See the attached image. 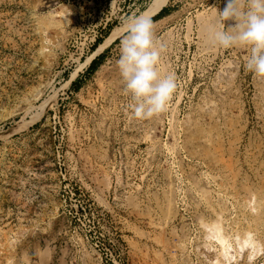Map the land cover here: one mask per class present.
Listing matches in <instances>:
<instances>
[{
    "label": "rangeland",
    "instance_id": "obj_1",
    "mask_svg": "<svg viewBox=\"0 0 264 264\" xmlns=\"http://www.w3.org/2000/svg\"><path fill=\"white\" fill-rule=\"evenodd\" d=\"M41 1L0 0V264H206L202 220L226 205L228 229L250 222L264 238V215L254 224L248 213L264 189V78L245 69L246 48L214 47L201 17L215 22L228 0H165L149 17L165 46L158 69L174 72L178 87L168 110L146 120L126 115L116 64L124 33L88 71V57L126 18L86 50L73 0H54L64 20L45 17Z\"/></svg>",
    "mask_w": 264,
    "mask_h": 264
},
{
    "label": "clouds",
    "instance_id": "obj_2",
    "mask_svg": "<svg viewBox=\"0 0 264 264\" xmlns=\"http://www.w3.org/2000/svg\"><path fill=\"white\" fill-rule=\"evenodd\" d=\"M215 9L216 21L207 28L214 47L248 50L244 67L264 78V0H228L223 11ZM235 21L225 27V21ZM116 61L130 97L126 106L129 120H146L168 110L177 90L175 73L161 75L158 65L165 46L154 34V24L145 15L127 17Z\"/></svg>",
    "mask_w": 264,
    "mask_h": 264
},
{
    "label": "bare ground",
    "instance_id": "obj_3",
    "mask_svg": "<svg viewBox=\"0 0 264 264\" xmlns=\"http://www.w3.org/2000/svg\"><path fill=\"white\" fill-rule=\"evenodd\" d=\"M165 2V0H152V2L148 5V7L147 8H145L143 11H141V13L139 14V15H145V16H147V17H151L152 15H154L156 12H157V10L161 7V5L163 4ZM54 4H56V2L54 1V0H42L41 1V7H48V10H46V12L45 13H43V15H45V17H47V18H49V19H53V18H55L56 16H61L62 18H63V20H64V17L67 15L65 12H64V10H66V8H64L63 7V9L61 10V11H58L57 10V6H53ZM69 8V7H68ZM204 10H206V9H204ZM68 11V10H67ZM66 11V12H67ZM213 13V12H212ZM138 15V16H139ZM198 15V14H197ZM67 17V16H66ZM201 17H203V21H204V26H206V28H208V26L210 25V24H212L213 22H211V19H210V17H208V16H201ZM62 21V20H61ZM65 22V21H64ZM119 26V25H118ZM201 31V30H200ZM205 31H206V29H205ZM205 31H204V33H205ZM124 33V26H121V27H118V28H114L112 31H111V33L110 34H108L107 36H106V38L103 40V42L102 43H100L99 45H98V47H97V49L95 50V52L92 54V55H90L89 57H88V59H87V62L89 63L90 61H91V59H92V57L96 54V53H98V52H100V51H102L107 45H109L116 37H119L120 35H122ZM204 36V35H203ZM209 38V37H208ZM202 41V40H201ZM208 41V40H207ZM44 48V47H43ZM48 100H49V98H48ZM47 99L46 100H44V102H42L40 105V107L39 108H42L43 110L42 111H44V109L46 108V106L48 105V101ZM50 101V100H49ZM209 111V110H208ZM260 111H262V110H260ZM207 112V111H206ZM217 112V111H216ZM209 113V112H208ZM212 114V113H211ZM213 114H214V112H213ZM33 116V115H32ZM40 116V113H38V114H35V118L36 117H39ZM214 116V115H213ZM211 118V117H210ZM198 122V121H197ZM199 123V122H198ZM197 123V126H195V123H194V126H195V128H197L198 127V124ZM213 124V123H212ZM192 125H193V123H192ZM200 125H201V123H200ZM204 125V124H203ZM186 126V125H185ZM191 126V125H190ZM205 126V125H204ZM207 126V125H206ZM187 127L189 128V125H187ZM187 127H184L185 129L187 128ZM193 126H191L190 128H192ZM200 127H202V126H199V130L201 129ZM213 127H215V126H213ZM261 127V126H260ZM187 128V129H188ZM189 128V129H190ZM194 128V129H195ZM193 130V129H192ZM191 130V131H192ZM204 129H202V131H203ZM196 131H198V130H196ZM201 130H200V132H202ZM205 131H206V129H205ZM207 131H209V130H207ZM206 131V132H207ZM194 132V131H193ZM199 132V131H198ZM197 132V133H198ZM218 132H220V131H218ZM208 133V132H207ZM195 134V133H194ZM194 134H192V136L194 135ZM258 134V133H257ZM148 135H150V134H148ZM197 135V134H196ZM199 135V134H198ZM215 135V134H214ZM186 136V135H185ZM211 136V135H210ZM190 138H192V137H190ZM207 138H208V136H207ZM206 138V139H207ZM211 138H214V137H211ZM188 140H193V138L192 139H189V138H187ZM209 139V138H208ZM216 140H217V138H216ZM218 141V140H217ZM216 141V142H217ZM189 143H191L190 141H188ZM195 142H196V139H195ZM200 142V141H199ZM206 142V141H205ZM212 142V141H211ZM221 142V141H220ZM186 143V142H185ZM202 143V142H201ZM218 143V142H217ZM192 144V143H191ZM203 144H204V142H203ZM213 144V143H212ZM214 145V144H213ZM212 145V146H213ZM188 146H190V145H188ZM219 145H217V147H218ZM171 148V147H170ZM190 149V148H189ZM208 149V148H207ZM206 149V150H207ZM211 149V148H210ZM212 149H213V147H212ZM212 149H211V151H212ZM214 149H215V147H214ZM221 149V148H220ZM192 150V149H191ZM199 150H201V149H199ZM219 150V149H218ZM192 151H194V150H192ZM214 151H216L217 152V150H214ZM222 151V150H221ZM177 152V151H176ZM188 152V151H187ZM202 152V151H201ZM193 153V152H192ZM197 153H198V151H197ZM196 153V154H197ZM200 153V152H199ZM207 153V152H206ZM210 153H212V152H210L209 151V154ZM218 153V152H217ZM249 153H250V151H249ZM256 153V152H255ZM203 154V153H202ZM222 154V153H221ZM191 155H193V154H191ZM206 155V154H205ZM210 155H213L214 156V153L213 154H210ZM224 155V154H223ZM246 155V154H245ZM250 155H253V154H250ZM196 156V155H195ZM207 156H209V155H207ZM201 157V156H200ZM215 157V156H214ZM214 157H212V159H214ZM252 157V156H251ZM189 158V157H188ZM194 158V157H193ZM202 158V157H201ZM204 158H205V156H204ZM220 158V157H219ZM248 158V157H247ZM221 159V158H220ZM226 159V158H225ZM230 159V158H229ZM205 160V159H204ZM215 160V159H214ZM224 160V159H223ZM246 160V159H245ZM252 160V159H251ZM194 161V160H193ZM207 161V160H206ZM205 161V162H206ZM210 161V160H209ZM220 161V160H219ZM237 162H238V160H236ZM247 161V160H246ZM222 162V161H221ZM227 162V161H226ZM226 162H225V166L227 167V165H226ZM224 163V162H223ZM183 164V163H182ZM198 164V163H197ZM201 164H202V162H201ZM209 164H210V162H209ZM234 164V163H233ZM196 165V164H195ZM219 165H220V163H219ZM235 165V164H234ZM257 165V164H256ZM213 166H215V165H213ZM197 167V166H196ZM220 167H222V166H220ZM232 167H233V165H232ZM210 168V167H209ZM223 168V167H222ZM225 168V167H224ZM228 168V167H227ZM226 168V169H227ZM239 168H242V167H240L239 166ZM213 169V168H212ZM229 169H230V167H229ZM206 170V169H205ZM217 170V169H216ZM216 170H214V171H216ZM219 170V169H218ZM204 171V170H203ZM207 171V170H206ZM211 171V170H210ZM227 171V170H226ZM201 172V171H200ZM207 172H209V171H207ZM224 172V171H223ZM231 172H233L232 171V169H231ZM234 172H235V170H234ZM233 172V173H234ZM206 173V172H205ZM213 173V172H212ZM226 173H228V171L226 172ZM230 173V172H229ZM236 173V172H235ZM192 174V173H191ZM208 174V173H207ZM219 174H221V173H219ZM248 174V173H247ZM260 174V173H259ZM222 175V174H221ZM195 176V175H194ZM203 176V175H202ZM207 176V175H206ZM218 175H216V177H217ZM226 176V175H225ZM234 176H236L235 174H234ZM242 176V175H241ZM259 176V175H258ZM197 177V176H196ZM222 177V176H221ZM250 177V176H249ZM256 177V176H255ZM194 178V177H193ZM217 178H219V177H217ZM247 178V177H246ZM171 179V178H170ZM198 179H200V178H198ZM198 179H197V181H198ZM212 179V178H211ZM224 180V179H223ZM242 180H244V179H242ZM246 180V179H245ZM201 181H202V179H201ZM252 181V180H251ZM200 182V181H199ZM205 182V181H204ZM211 182V181H210ZM243 182V181H242ZM244 182H246V181H244ZM206 183V182H205ZM208 183H209V181H208ZM213 183V182H212ZM215 183V182H214ZM253 183V182H252ZM202 184V183H201ZM229 184V183H228ZM203 185V184H202ZM247 185V184H246ZM170 186H171V184H170ZM197 186V185H196ZM198 186H199V184H198ZM204 186V185H203ZM221 186V185H220ZM169 187V186H168ZM167 187V188H168ZM224 187V186H223ZM236 187V186H235ZM238 187V186H237ZM253 187V186H252ZM188 188V187H187ZM205 188H207L206 186H205ZM220 188V187H219ZM226 188V185H225V187H224V189ZM169 189H173V188H169ZM168 189V190H169ZM194 189V188H193ZM208 189H209V187H208ZM214 189V188H213ZM232 189V188H231ZM247 189H249V188H247ZM261 189V188H260ZM230 189H228V191H229ZM259 190V189H258ZM163 191H165V190H163ZM194 191V190H193ZM223 191V190H222ZM233 191V190H232ZM166 192V191H165ZM169 192V191H168ZM167 192V193H168ZM174 192V191H173ZM191 192H192V190H191ZM195 192V191H194ZM248 192V191H247ZM249 192H252V191H250V189H249ZM254 192H256V191H254ZM164 193V192H163ZM163 193H162V195H163ZM203 193V191L200 193V194H202ZM230 193V192H229ZM165 194V193H164ZM193 194V193H192ZM217 194V193H216ZM251 194V193H250ZM250 194H249V196H250ZM157 195V194H156ZM194 195V194H193ZM197 195H199V194H197ZM196 195V196H197ZM215 195V194H214ZM226 195V194H225ZM184 196V195H183ZM229 196V195H228ZM239 196H241V195H239ZM223 197H224V195H223ZM162 198V197H161ZM205 198V197H204ZM212 198V197H211ZM156 199H158V198H156ZM222 199H224V198H222ZM237 200H238V198H236ZM160 200V199H159ZM175 200V199H174ZM201 200V199H200ZM199 200V201H200ZM202 200H207V199H202ZM201 200V201H202ZM208 200H209V198H208ZM207 200V201H208ZM211 200V199H210ZM234 200H235V198H234ZM243 200H244V197H243ZM240 201V202H247V200L248 199H246L245 201ZM198 201V202H199ZM204 201V202H205ZM223 201V200H222ZM222 201H220V202H222ZM226 202L228 201V199L227 200H225ZM161 202V201H160ZM203 202V203H204ZM213 202V201H212ZM233 202V201H232ZM206 203V202H205ZM223 203H224V201H223ZM239 202H237V204H238ZM200 204V203H199ZM220 204V203H219ZM227 204V203H226ZM225 204V205H226ZM240 204V203H239ZM241 204H243V203H241ZM248 204L250 205V212H248V213H250V214H252L253 215V217H251V219H253V223L254 224H257V223H259V222H261L262 221V216L264 215V189H261V191H260V193H258V194H256V193H252L251 194V197L249 198V200H248ZM164 206H162V204H161V206H162V214H164L165 215V218L167 219V218H169V219H171V218H173V216H175V208H174V206L175 205H173L172 204V197L171 196H168L167 197V199H166V203L165 204H163ZM214 205V204H213ZM224 204H223V206H225ZM246 205V204H245ZM160 205H158V207H159ZM197 206V205H196ZM203 206V205H202ZM210 206H211V204H210ZM227 206V205H226ZM226 206L225 207H221L220 208V210L218 211V210H215V213H216V215H217V218H215V219H212V220H210V221H203L202 219V224H203V226H202V228H204L205 229V238H206V240H204L205 242L202 244V246H197L198 247V249L200 250V252L198 251L197 253H201L202 254V257H204L205 258V261H206V264H242V261L245 259V261H246V264H252V263H254L255 261H256V259L259 257V256H261L262 254H264V238L263 237H261V236H259V235H257V232H254L253 231V229H252V223H250V222H248L247 223V225H239L237 228H232V226L231 225H229V226H231L229 229L227 228V226L228 225H226V222L224 221L225 220V218L223 217V214H224V210L226 209ZM237 206V205H236ZM242 206V205H241ZM248 206V205H247ZM176 207V206H175ZM214 207V206H213ZM243 207V206H242ZM215 208V207H214ZM235 208V207H234ZM248 208V207H247ZM204 209V208H203ZM228 209V208H227ZM150 210V209H149ZM200 210V209H199ZM233 210H235V209H233ZM237 210V209H236ZM235 210V211H236ZM242 210V209H241ZM201 211V210H200ZM208 211V210H207ZM202 212V211H201ZM226 212V211H225ZM229 212V211H228ZM239 212V211H238ZM238 212H236V214H238ZM242 213V212H241ZM244 213V212H243ZM247 214V213H246ZM245 214V215H246ZM205 215H206V213H205ZM225 215V214H224ZM229 215V214H228ZM234 215H235V213H234ZM240 215V214H239ZM243 215V214H242ZM212 216V215H211ZM226 216V215H225ZM231 216V215H230ZM238 216V215H237ZM206 217V216H205ZM228 217V216H227ZM234 217V216H233ZM240 217V216H239ZM237 218V217H236ZM244 218V217H243ZM152 219H154V218H152ZM169 219H167V220H169ZM206 219V218H205ZM234 219V218H233ZM248 219H250V218H248ZM236 220V219H235ZM264 220V219H263ZM165 221V220H164ZM230 221V220H229ZM234 221V220H233ZM239 221V220H238ZM244 221H246V219H244ZM251 221V220H250ZM185 222V221H184ZM224 222H225V224H224ZM240 222V221H239ZM154 223V222H153ZM198 224V225H199ZM152 225H154V224H152ZM199 225V226H200ZM187 226V225H186ZM196 226V225H195ZM260 226H262L261 224H260ZM198 228V227H197ZM199 229V228H198ZM262 229V228H261ZM190 230H191V228H190ZM195 230H197V229H195ZM258 230H260V228L258 229ZM188 232V231H187ZM187 232H185L186 234H187ZM259 233V232H258ZM188 234H189V232H188ZM193 234V233H192ZM178 235V234H177ZM181 235V234H180ZM260 235H261V233H260ZM187 236V235H186ZM199 236V235H198ZM197 236V237H198ZM264 236V235H263ZM179 237V236H178ZM191 237V236H190ZM196 237V238H197ZM187 239H188V237H186ZM202 239H203V237H202ZM188 240H191V238L190 239H188ZM195 240V239H194ZM199 240V239H198ZM179 241L181 242L182 240H180V238H179ZM186 241V240H185ZM192 241V240H191ZM200 241V240H199ZM203 241V240H202ZM214 242H216V244H214ZM184 243V242H183ZM189 243V242H188ZM196 243V242H195ZM180 244V243H179ZM185 244V243H184ZM200 244V243H199ZM199 244H197V245H199ZM187 245V244H186ZM182 247V246H181ZM193 247V246H192ZM196 247V248H197ZM162 248V247H161ZM194 249V248H193ZM197 249V250H198ZM182 250H185V249H183L182 248ZM191 250V249H190ZM187 251V250H186ZM192 251V250H191ZM177 253V252H176ZM191 253V252H190ZM189 254V253H188ZM194 254H195V252H194ZM161 255V254H160ZM200 255V254H199ZM189 256V255H188ZM196 256V255H195ZM198 256V255H197ZM174 257H175V255H174ZM201 257V258H202ZM200 258V257H199ZM199 258H198V261H199ZM203 258V259H204ZM262 259V258H261ZM90 260V259H89ZM183 260V259H182ZM188 260V259H187ZM92 261V260H91ZM195 261H197V260H195ZM204 261V262H205ZM259 261H260V259H259ZM93 262V261H92ZM194 262V261H193ZM185 263H186V260H185ZM256 263V262H255ZM192 264V263H191ZM200 264H202V263H200ZM244 264V263H243ZM261 264H264V261L261 263Z\"/></svg>",
    "mask_w": 264,
    "mask_h": 264
},
{
    "label": "built area",
    "instance_id": "obj_4",
    "mask_svg": "<svg viewBox=\"0 0 264 264\" xmlns=\"http://www.w3.org/2000/svg\"><path fill=\"white\" fill-rule=\"evenodd\" d=\"M151 0H73L80 25L81 49L89 50L115 23L137 16Z\"/></svg>",
    "mask_w": 264,
    "mask_h": 264
},
{
    "label": "trees",
    "instance_id": "obj_5",
    "mask_svg": "<svg viewBox=\"0 0 264 264\" xmlns=\"http://www.w3.org/2000/svg\"><path fill=\"white\" fill-rule=\"evenodd\" d=\"M167 11L166 7L161 8V10L157 13V15H162ZM101 39L98 40V42H100ZM104 58V54H100L98 56H96L95 58H93V60L90 62V65L88 67V71L90 73L94 72L100 65V63L102 62ZM80 80L79 78L75 79L72 83L73 88L77 89L80 86Z\"/></svg>",
    "mask_w": 264,
    "mask_h": 264
},
{
    "label": "water",
    "instance_id": "obj_6",
    "mask_svg": "<svg viewBox=\"0 0 264 264\" xmlns=\"http://www.w3.org/2000/svg\"><path fill=\"white\" fill-rule=\"evenodd\" d=\"M91 60H92V59H91ZM17 126H18V124L15 125V126H12V127H10V128H8L6 131H4L3 134H10V133L15 132V128H16Z\"/></svg>",
    "mask_w": 264,
    "mask_h": 264
}]
</instances>
